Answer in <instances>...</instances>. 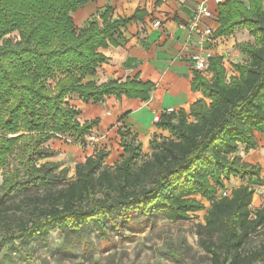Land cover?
Segmentation results:
<instances>
[{
  "label": "trees",
  "instance_id": "trees-1",
  "mask_svg": "<svg viewBox=\"0 0 264 264\" xmlns=\"http://www.w3.org/2000/svg\"><path fill=\"white\" fill-rule=\"evenodd\" d=\"M89 1L0 0V170L23 142L19 164L27 176L24 182H61L26 208V218L6 199L24 182L17 174L2 176L0 253L7 248L0 264H18L24 247L32 242L45 246L53 230L61 232L60 252L74 255L77 244L107 231L108 223L114 230L127 226L132 213L147 222L156 216L179 222L204 210L200 245L212 264H264V238L247 248L254 234L264 237V203L251 208L254 188L242 184L229 188L228 197L217 198L229 177L251 180L260 175L259 166L245 162L239 152L256 149L255 133L264 134V0L217 5L214 34L230 37L245 28L253 41L236 45L246 60L231 63L229 76L220 55L208 58L209 78L193 71L191 90L202 97L188 112H162L155 123L169 136L154 133L145 155L137 134L120 123V159L108 165L110 151L97 149L66 178V168L55 172L58 162L36 166L34 161L56 155L44 146L48 141L68 136L84 144L98 125L99 118L80 123L68 97L77 95L85 103L109 95L147 101L154 87L137 79L83 82L106 61L99 49L116 45L113 34L120 35L121 28L146 14L137 10L111 21L106 9L100 21L77 31L72 14ZM13 32L18 33L16 41L6 37Z\"/></svg>",
  "mask_w": 264,
  "mask_h": 264
},
{
  "label": "crops",
  "instance_id": "crops-1",
  "mask_svg": "<svg viewBox=\"0 0 264 264\" xmlns=\"http://www.w3.org/2000/svg\"><path fill=\"white\" fill-rule=\"evenodd\" d=\"M198 1L91 0L72 14L75 28L79 31L94 20L100 21V16L106 9L110 11L111 21L129 18L137 10L146 12L140 20L133 21L121 28L120 35L113 34L116 45L99 49L106 57V61L96 68L94 76H85L83 82L93 81L96 84H101L110 80L124 82L127 79L151 82L154 87L150 92L149 99L141 101L125 96L116 98L113 95L104 97L98 103H85L77 95H70L67 99L69 100L71 97L77 99L73 105L79 112L77 120L80 123L99 118L98 125L94 126L91 132L85 136V142L89 135H102L94 145H97L96 150L107 149L104 143L98 145V141L106 140L112 136V147H116L117 151L110 152L106 159L108 165H113L123 154V150L118 144L120 138L117 134L120 123L129 128L131 132H135L142 148H147L154 133L159 136H169L167 131L158 128L154 123L155 114L168 108H172L175 112L180 109L188 112L191 104L202 97L199 91L193 92L190 87L194 70L189 56L199 45L197 37L194 35L191 38L185 27L193 16ZM209 6L214 10L217 8L213 2H210ZM155 21H159L160 26L154 27ZM205 22L210 24L214 30L219 26L217 14L215 21ZM227 38L229 37L217 40L207 50L212 49L213 55H219L222 50L218 45ZM202 74L207 78L210 77L209 72ZM87 149V151L90 150L87 155L95 152L93 147L88 146ZM149 151L147 148L145 155ZM252 151L254 150H250L245 157H243V151L239 154L242 155L245 162L258 164L248 160ZM115 156L116 158H114ZM111 157L114 159L109 161ZM262 195L264 193L258 196L257 203L252 201V204L257 205L256 208L264 203Z\"/></svg>",
  "mask_w": 264,
  "mask_h": 264
},
{
  "label": "rangeland",
  "instance_id": "rangeland-1",
  "mask_svg": "<svg viewBox=\"0 0 264 264\" xmlns=\"http://www.w3.org/2000/svg\"><path fill=\"white\" fill-rule=\"evenodd\" d=\"M246 3V0H240ZM13 41L18 40V33L13 32L10 35ZM5 37V38H6ZM252 42L253 38L247 29H240L232 36L219 43L224 56L227 58L224 65L227 67V76L233 73L231 63L243 62L246 60L236 45L242 42ZM75 97L67 100L69 105L74 106ZM98 138L102 135H96ZM257 147L249 155L250 162H257L260 168L259 178L253 177L251 180H240L236 177L228 178L225 181L226 189L247 184L254 188L253 202L257 203L258 196L264 193V134L255 133ZM112 136L106 140H99L98 145L105 144V147L112 153L117 151L116 147H112ZM49 146L57 153L54 157L44 158L34 161L36 166L44 162L53 161L59 163V168L55 171L58 173L61 169L66 168V178L74 175V166L86 158L90 150L87 147H93L96 151L97 145H88L87 143H74L68 136H60L44 144ZM148 148V147H147ZM147 148H142V152L147 153ZM241 152V151H240ZM250 152V151H249ZM244 152L243 157L247 153ZM24 153L23 142L10 153L4 166L0 170V184L3 181L2 176L18 175L20 181H26L27 176L21 170L19 161ZM93 154V153H92ZM90 154V155H92ZM117 156V155H116ZM116 156L114 158H116ZM242 156V155H241ZM111 157L109 161L114 159ZM106 162V160H105ZM20 169L21 171H18ZM62 177L63 175L60 174ZM13 177V176H12ZM61 182H43L22 183L14 187L7 193V203L12 205V210L17 215L29 217V211L26 210L31 206L35 199H40L48 190H57ZM264 196V195H262ZM264 198V197H263ZM206 207L209 206L204 201ZM254 205V206H253ZM16 206L21 207V211L15 209ZM257 205L252 204L251 208L255 209ZM205 210L200 213L190 214V219L179 222L169 221L161 216L154 217L151 222L145 221L138 214H130L128 225L123 227L117 226V230L107 224V231L91 234L85 242L77 244L73 249L74 255L62 254V236L59 230H53L47 237L46 245L43 246L39 242H32L24 247L21 251L23 260L18 264H212L200 245L201 236L198 226L203 224V215ZM116 221H120L119 218ZM264 237L258 232L254 234L248 241L247 248H254L259 245ZM5 247L0 253V259L6 253ZM25 258V260H24ZM28 259V260H26ZM28 261V263H27Z\"/></svg>",
  "mask_w": 264,
  "mask_h": 264
},
{
  "label": "built area",
  "instance_id": "built-area-1",
  "mask_svg": "<svg viewBox=\"0 0 264 264\" xmlns=\"http://www.w3.org/2000/svg\"><path fill=\"white\" fill-rule=\"evenodd\" d=\"M225 0H199L194 14L189 19L185 27L188 29L191 38L195 35L197 37V43L199 47L190 54L189 59L192 63L193 70L205 73L208 72V58L213 55V50L209 51L217 40H222L223 37H218L214 34V28L205 21H215L216 20V10L210 8L209 3L213 2L216 6L223 3ZM154 27L160 26L159 21L153 23ZM222 56V62H226L227 58L224 56L223 52L219 53ZM162 112H175L172 108L164 109L157 113L153 117L154 123L160 120V115ZM98 137L96 135H89L87 138L88 145L96 143ZM229 191L227 189H221L217 193V198L228 197Z\"/></svg>",
  "mask_w": 264,
  "mask_h": 264
}]
</instances>
